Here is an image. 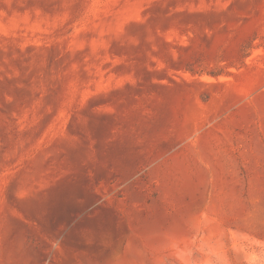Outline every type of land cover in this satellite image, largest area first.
Masks as SVG:
<instances>
[{
    "label": "rangeland",
    "instance_id": "374dc122",
    "mask_svg": "<svg viewBox=\"0 0 264 264\" xmlns=\"http://www.w3.org/2000/svg\"><path fill=\"white\" fill-rule=\"evenodd\" d=\"M0 264H264V0H0Z\"/></svg>",
    "mask_w": 264,
    "mask_h": 264
},
{
    "label": "trees",
    "instance_id": "16d2710c",
    "mask_svg": "<svg viewBox=\"0 0 264 264\" xmlns=\"http://www.w3.org/2000/svg\"><path fill=\"white\" fill-rule=\"evenodd\" d=\"M239 54L241 57H247L249 55V53L245 52L244 47L239 50Z\"/></svg>",
    "mask_w": 264,
    "mask_h": 264
}]
</instances>
